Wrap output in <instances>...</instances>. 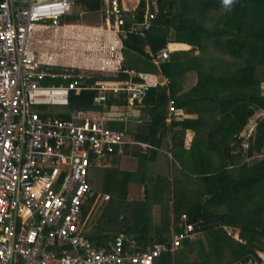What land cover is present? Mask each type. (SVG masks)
<instances>
[{
	"label": "trees",
	"instance_id": "16d2710c",
	"mask_svg": "<svg viewBox=\"0 0 264 264\" xmlns=\"http://www.w3.org/2000/svg\"><path fill=\"white\" fill-rule=\"evenodd\" d=\"M80 4L90 12H97L104 5L99 0ZM143 4V0L138 1L132 18L123 14L126 37L122 39L120 70L108 75L82 72L88 76L87 83H120L129 78L128 70L157 73L164 78L162 84L149 87L140 103H135L139 119L111 120L107 126L152 146L149 154L154 152L157 156L158 150H164L162 164L159 156L150 162L138 146H133L130 153L138 157L140 166L144 161L153 166L151 176L136 172L143 182L144 195L148 192L146 182H153L151 177H155L152 189H165L166 193L172 186L173 195L159 203V219L150 234L143 232L144 226L138 228L141 233L135 232L131 221L137 218L132 216L123 215L114 224L116 214L109 209V202L114 205L125 200L131 173L108 169L103 173L101 192L107 193L109 199L91 218L89 213L95 205L91 189L83 235L97 245L114 238L116 233L112 232L126 225L143 242L142 249L146 240L169 246L172 234L181 230L177 225L180 215L185 214V222L193 225L192 233L159 258L175 257L176 250L182 248L192 260L187 261L182 255L173 264H240L248 260L264 264L257 254H264V114L255 119L245 138L239 135L255 111L264 110V0H234L230 10L222 0H157L150 26L142 31H128L130 22L142 19ZM75 17L73 13L60 19L66 23ZM168 42L184 43L189 48L170 47L178 50L170 51L155 65L152 56ZM189 73L194 74V81L186 86L184 78ZM131 80L140 78L134 75ZM94 95L91 89L71 91L68 105L53 113L66 117L71 108L104 113L112 106L126 105L121 93L107 94L102 103H95ZM168 100L188 117L172 116L166 125ZM185 129L192 131L187 148L182 142ZM155 166L160 169L155 170ZM88 181L91 184L89 177ZM180 181L182 187L176 186ZM89 223L94 224L88 230ZM223 226L237 229V238ZM207 231L211 237L205 238L204 243L193 239L195 233Z\"/></svg>",
	"mask_w": 264,
	"mask_h": 264
},
{
	"label": "built area",
	"instance_id": "2783aa9c",
	"mask_svg": "<svg viewBox=\"0 0 264 264\" xmlns=\"http://www.w3.org/2000/svg\"><path fill=\"white\" fill-rule=\"evenodd\" d=\"M81 1L85 0H0V264H154L162 252L175 249L193 231L181 214L177 223L181 230L172 234L169 246L132 247L120 234L92 245L83 235L90 167L114 151L122 153L126 145L143 151L152 146L108 127L112 118L97 110L71 108L60 117L51 106L65 107L71 91L84 89L95 91V103H102L107 94L121 93L126 106H132L161 82L133 73L139 81L130 76L120 83H87L82 72L87 69L43 61L33 51V32L56 28L59 19L73 14ZM99 1L104 4L97 12L105 29L98 30L111 32L117 43L98 45L96 51L104 52L113 72L120 67L117 56L126 37L122 28L126 8L120 0ZM156 11L157 0H144L142 19L130 23L128 31L147 29ZM169 52L160 49L152 56L153 63L157 65ZM167 110L178 113L172 100ZM127 117L124 114L122 120ZM101 199L108 200V194ZM250 262L256 264L250 260L240 264Z\"/></svg>",
	"mask_w": 264,
	"mask_h": 264
},
{
	"label": "rangeland",
	"instance_id": "374dc122",
	"mask_svg": "<svg viewBox=\"0 0 264 264\" xmlns=\"http://www.w3.org/2000/svg\"><path fill=\"white\" fill-rule=\"evenodd\" d=\"M126 2V6L128 7L129 0H124ZM74 13H76L77 17L75 19H70L69 22L73 26H66L62 19H59L58 26L54 28L53 26H47L44 28H37L33 32V38L34 40L30 42V47L35 51L39 57L43 61H48L53 64L58 65H76V67L82 69H86L84 67H90L96 74H103L108 75L112 73H116V71L111 72L110 65L106 63L105 61V55L102 51H97V44L100 46L104 45L103 41L107 40V37L109 38V35H111V32L108 31H102L98 30L99 28L105 29V26L103 25V19L100 17V13L98 12H90L88 10H79L75 9ZM103 26V27H102ZM109 34V35H108ZM39 42H36V41ZM97 43V44H96ZM185 46V45H184ZM172 47H183L179 46V44L172 43ZM187 47V46H186ZM185 49V48H183ZM123 61V56H122ZM121 61V62H122ZM120 62V63H121ZM185 82L184 85H189L194 81V74L189 73L184 78ZM158 81H163V78L158 79ZM52 110L56 111L59 110V107L51 106ZM38 109V108H37ZM121 112H126L127 110H130L128 108H121L119 109ZM180 114V111L178 110L177 115ZM264 114V110H257L255 113L249 118L247 124L244 126L242 131L240 132V136L245 138L250 131L252 130V127L254 125L255 119ZM159 163L162 164L161 158H159ZM172 168V167H171ZM153 169L152 164H145L143 165V170L146 171V174L153 173L150 172ZM160 169L159 166H155V170ZM144 171V172H145ZM104 169L103 167H95L91 169V178H92V187H93V193L94 198L92 199L94 202H96L97 209L95 208L94 213L97 214L101 206L104 204L101 199V195L104 189H103V183L102 175H103ZM153 182H146L147 183V189L148 192L142 197V194H139V188L140 186L138 184H133L129 186L130 192L128 193L127 198H125L124 201L115 203L113 205L112 202H109L110 208L113 209L114 213L116 214L114 218V224L119 223L121 217L125 215V218H131L135 217L137 219L131 221V226L135 232L141 233L140 229H138L140 226H144L143 232L146 234H150L152 229L155 226L156 221L159 219V203H162V199L164 197H172L173 191L172 186H170L167 190L168 192L165 193V189H161L158 191L157 189H152V184L155 181V177H151ZM182 178V175H181ZM134 180V179H131ZM149 180V179H148ZM182 181V180H181ZM179 182L176 186L182 187V185ZM151 185V187H149ZM157 186V185H155ZM175 186V187H176ZM107 186L104 185V188ZM149 187V188H148ZM98 194L100 195L98 197ZM98 198V200H97ZM90 199V198H89ZM113 205V206H112ZM170 205V202L168 203ZM135 223V224H134ZM137 230V231H136ZM228 230V228L226 229ZM231 229H229V232ZM238 230L235 229L233 232V237L237 238V232ZM137 232V233H138ZM113 234L116 233L114 230L112 232ZM136 233V234H137ZM125 236V235H124ZM197 237V236H196ZM193 238L194 240L196 239ZM211 237L209 235V232L207 231V234L201 233L197 238H199L202 243H204L205 238ZM185 243V242H184ZM205 245V244H204ZM206 247V246H205ZM191 252V251H190ZM257 254L259 255L261 260H264V254L262 252L257 251ZM182 255L184 258L187 259V261H191L189 254H183V249H177L176 250V256L171 255H165L163 258H157L155 260V264H173L177 259H182ZM190 258V259H188ZM185 259V260H186ZM234 264V263H232ZM250 264H252L250 262ZM257 264V263H256ZM262 264V261L261 263Z\"/></svg>",
	"mask_w": 264,
	"mask_h": 264
},
{
	"label": "crops",
	"instance_id": "0c3cea01",
	"mask_svg": "<svg viewBox=\"0 0 264 264\" xmlns=\"http://www.w3.org/2000/svg\"><path fill=\"white\" fill-rule=\"evenodd\" d=\"M138 1L139 0H129V2H128V4H130V5H128V7L126 6V2H124V0H120V2H122L121 4H123L124 5V7L126 8V10L125 11H123V14L124 15H126L127 17H133V15H132V11L134 10V8L137 6V3H138ZM144 1V0H143ZM75 9H79V10H82L83 8L81 7V4L79 5V6H77ZM143 11H144V4H143ZM143 14V13H142ZM136 22H138V21H132V22H130V23H136ZM66 24H71L70 22H66L65 23V25ZM72 25V24H71ZM73 26V25H72ZM109 35V34H108ZM103 43H105V45L106 44H113V43H117V41H116V39L112 36V35H109V38L107 37V40L106 41H103ZM172 43H175V44H179V46H183V47H179V48H185V49H188L189 48V45H185L184 43H179V42H168V43H166V48H168L169 49V51H173V50H178V49H170L169 48V44L171 45V47H172ZM97 44V43H96ZM185 45V46H184ZM187 46V47H186ZM97 47H98V44H97ZM164 47V48H165ZM147 50V49H146ZM97 52V51H96ZM119 52H120V55L119 56H117V58H118V60H119V65L121 66V64H123L122 62V41H121V47L119 48ZM103 54H104V52H103ZM122 61V62H121ZM121 62V63H120ZM153 62V61H152ZM115 63V61H113V64ZM156 65V64H155ZM84 68H86L87 70H89L88 69V67H84ZM120 70V67H119V69L116 71V73L118 72ZM89 71H93V70H89ZM127 71V70H126ZM127 73H128V76L130 77H132V76H134V74H137V73H140V74H146V79H149V80H160V78H163V77H161L159 74H157V73H150V72H135L134 70H128L127 71ZM134 73V74H133ZM112 74H115V73H112ZM137 76V75H136ZM165 80H164V78H163V81H160L161 83L160 84H162L163 82H164ZM60 108V107H59ZM121 108H128V109H130V110H127L126 112H121L119 109H121ZM54 111V110H53ZM105 116H107V117H111L112 118V120H114V121H116V120H122V116H124V114L125 115H128V117H127V119L126 120H122V121H127V120H133V121H136L137 119H139V111H138V106L137 105H135V104H133L132 106H117V107H115V106H112V107H110L109 109H108V111H106V112H104L103 113ZM172 116H176V118H178V117H188V115H186V114H183L181 111H180V114L179 115H174L173 113H168L167 112V116H166V118H165V123H166V125L170 122V118L172 117ZM109 121H111V120H109ZM128 134H130V133H128ZM131 135V134H130ZM191 136H192V131H190V130H187V129H185V131H184V133H183V136H182V142H183V146L185 147V148H187L188 146H189V142H190V139H191ZM169 133H167V135H166V141L167 142H169ZM136 146V145H135ZM128 147H130V148H128ZM132 148H134L133 146H125V147H123V151H122V153H118V152H116V151H114L113 153H111V154H108L102 161H101V163L98 165V166H92V167H90V169H89V174H88V177H89V180L91 181V184H90V188L93 190V187H92V178H91V169H93V168H95V167H103V169H104V172L106 171V170H108V169H115V171H117V172H119V171H129L131 174H130V180H129V182L127 183V185H126V190H125V194H124V196H125V198H127V196H128V193L130 192V190H129V186H131V185H133V184H138L139 186H140V188H139V194L141 195L142 194V197L144 196V191H143V182H141V180H139L138 178H137V175H138V173H141V172H144L145 170H143V165H141L140 166V162H139V159H138V157H136V156H134V155H132L130 152H131V149ZM125 149H129V151H126V152H124V150ZM139 149H140V152L142 153V154H145V157L147 158L148 157V159L150 160V162H151V160H152V162H153V159H154V157H158L159 156V158H162V153L164 152V150H158L157 151V156L155 155L156 153H154V152H151L150 154H149V151L148 150H146V151H143L140 147H139ZM155 150V149H154ZM150 162H146V161H144L143 163H147V164H151ZM139 165V166H138ZM103 172V173H104ZM136 172H138V173H136ZM144 173H146V171L144 172ZM104 175H102V178H104L103 177ZM131 179H134V180H131ZM103 193H105V192H102V194ZM102 202H105V201H103L102 200ZM95 203V205L92 207V210H90L91 212L89 213V215L91 216V218L92 217H94L93 215H96L97 216V214L100 212H98L97 214H95L94 213V211H95V208L97 209V206H96V202H94ZM96 216H95V220L94 221H96ZM90 224V223H89ZM94 224V223H93ZM92 223L90 224V225H87L86 224V227H88V230L89 229H91V225H93ZM223 228H224V230L227 232V233H233L234 232V230H232L231 228H229V227H226V226H223ZM228 228V230H226ZM229 229H231V231L229 232ZM202 232H198V233H195V235H194V237H198L200 234H201ZM117 234H120V235H122V237H123V239H124V242L127 244V245H130V246H132V247H138V248H142V244H143V242L142 241H140V239H139V237H135L134 235H133V230H130V231H128V228L126 227V225L125 226H123L122 228H120V229H118L117 230V232H116V235ZM125 235V236H124ZM196 237V238H197ZM236 239V238H235ZM149 240H146V242L147 243H145V245H149V244H151V243H149L148 242Z\"/></svg>",
	"mask_w": 264,
	"mask_h": 264
},
{
	"label": "clouds",
	"instance_id": "9594fccd",
	"mask_svg": "<svg viewBox=\"0 0 264 264\" xmlns=\"http://www.w3.org/2000/svg\"><path fill=\"white\" fill-rule=\"evenodd\" d=\"M233 3H234V0H222L223 6L229 10H230L231 6L233 5Z\"/></svg>",
	"mask_w": 264,
	"mask_h": 264
},
{
	"label": "bare ground",
	"instance_id": "6f19581e",
	"mask_svg": "<svg viewBox=\"0 0 264 264\" xmlns=\"http://www.w3.org/2000/svg\"><path fill=\"white\" fill-rule=\"evenodd\" d=\"M171 47V45L169 44V48Z\"/></svg>",
	"mask_w": 264,
	"mask_h": 264
}]
</instances>
